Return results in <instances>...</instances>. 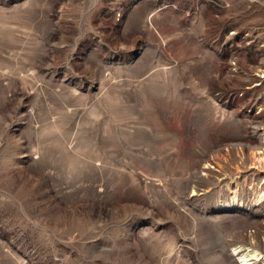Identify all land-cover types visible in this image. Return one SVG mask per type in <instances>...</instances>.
I'll list each match as a JSON object with an SVG mask.
<instances>
[{
	"label": "rangeland",
	"instance_id": "374dc122",
	"mask_svg": "<svg viewBox=\"0 0 264 264\" xmlns=\"http://www.w3.org/2000/svg\"><path fill=\"white\" fill-rule=\"evenodd\" d=\"M262 74L264 0H0V264H264Z\"/></svg>",
	"mask_w": 264,
	"mask_h": 264
},
{
	"label": "bare ground",
	"instance_id": "6f19581e",
	"mask_svg": "<svg viewBox=\"0 0 264 264\" xmlns=\"http://www.w3.org/2000/svg\"><path fill=\"white\" fill-rule=\"evenodd\" d=\"M261 78H263L264 79V74H262L261 76H260ZM259 126V125H258ZM257 129V128H256ZM257 131V130H256ZM260 131V133L257 131L256 132V135L255 136H257L258 138H257V144L253 147L255 150H257L258 152H257V155H258V157L257 158H261V159H263L264 160V130L263 129H261V130H259ZM262 132V133H261ZM254 138V137H253ZM259 139H260V141H259ZM255 154V153H254ZM246 159V158H245ZM256 160V159H255ZM205 170V169H204ZM207 171V170H206ZM208 173V172H207ZM195 178V177H194ZM192 196H194V195H192ZM262 197V196H261ZM240 249V248H239ZM234 251H236V253H237V255L238 256H240L239 258V260H241L240 261V263L238 262V264H253V263H251V261L253 260V259H260L261 258V254H259L257 251H255V250H250L251 252H247V253H243L242 251H241V249L240 250H238L237 248L234 250ZM255 264V263H254Z\"/></svg>",
	"mask_w": 264,
	"mask_h": 264
}]
</instances>
